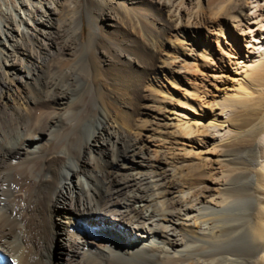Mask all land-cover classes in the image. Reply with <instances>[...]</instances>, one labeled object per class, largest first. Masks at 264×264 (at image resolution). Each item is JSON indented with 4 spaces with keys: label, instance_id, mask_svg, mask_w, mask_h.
<instances>
[{
    "label": "bare ground",
    "instance_id": "6f19581e",
    "mask_svg": "<svg viewBox=\"0 0 264 264\" xmlns=\"http://www.w3.org/2000/svg\"><path fill=\"white\" fill-rule=\"evenodd\" d=\"M5 1L0 264H264V0H112L92 27L109 54L87 66L56 42L57 0ZM23 37L43 55L29 68ZM37 64L36 93L67 108L45 134ZM90 92L108 118L82 134Z\"/></svg>",
    "mask_w": 264,
    "mask_h": 264
},
{
    "label": "rangeland",
    "instance_id": "374dc122",
    "mask_svg": "<svg viewBox=\"0 0 264 264\" xmlns=\"http://www.w3.org/2000/svg\"><path fill=\"white\" fill-rule=\"evenodd\" d=\"M15 2H16L15 0H6L5 4L7 3L6 4L7 6L8 5L11 6V5H14ZM0 5H1V0H0ZM111 5H112V0H57V2H56V7H57L56 16H57V18L55 17L53 19L54 34L58 37V38H56V42H59L60 44L63 43L65 45H68V47H71V49L74 51L73 56L68 55V52H64L65 56L73 58L78 65L79 64H86V66H87V64H89L90 61L93 62V58H94L95 54H101L103 56L109 54L108 51L106 50L107 48L105 47V43L103 44L104 41L101 42V40L99 38H95L96 36L93 37L92 31L94 30L93 29L94 28V26H93L94 22L93 21H95L102 13H104L105 11L110 9ZM141 7H143L141 10H145V8H146L145 13L148 11L147 15L148 14L150 15L152 10L150 9L149 5H144ZM141 7H139V8H141ZM90 10H91V12H90ZM131 11H133V10H131ZM89 13L91 14V16H93L92 18L90 17ZM134 13L137 14L138 13L137 10H135V12L134 11L131 12L130 14H132V16H134L135 15ZM78 18L81 19L80 24H77ZM90 22H92V23H90ZM11 23H12V18L8 17L6 19V22L4 23V25L6 27L8 24L10 25ZM21 40L22 41H20V44H21L22 48L24 49L25 53L29 54V57H30L28 60H25L26 61L25 62L26 67L29 68V66L32 65L33 62L39 63V54L40 53L38 50L39 48H38L37 42L35 40L27 39L25 37L21 38ZM40 56H43V55L40 54ZM56 60H57V55L56 54L51 55L48 58V64H52V67L55 68ZM31 62H32V64H31ZM36 68H37L36 72L33 73V77H34L33 80L34 81L32 82L30 93H27L26 95L29 97L28 99L32 100L34 98V102H36L35 103L36 106L34 105V109H33V115H35L37 117V119H35L37 121L33 120L35 122L34 127L38 128V129H42V130L44 128H46L47 130L46 129L43 130L44 134H45L47 131H49L53 128V126H54L53 120H54L56 114L64 113L67 110V108L60 109V110H58L56 108V106L53 104V101L52 100L50 101V99H52L51 94L53 92L50 89V87H48V86H41L39 88L40 94L39 95L37 94L38 93V76H37L38 75V64H37ZM35 77H37V78H35ZM83 79L84 78H82V80L81 79L80 80L83 82L84 81ZM80 80L75 85H73V87L70 86L69 82L66 80H63L61 83H63L65 86L69 85L72 88H78V86L80 84H82V82ZM63 84H62V86H64ZM36 91H37V93H36ZM76 95H77V89L73 90L72 92L70 91L69 95H68L69 100L74 99L76 97ZM85 97L80 99V101H81V102H79L80 104L79 103L77 104V108H81V113H82V117H83V120L79 124V130H80V132L82 131L81 132L82 134H85V132L91 133L92 131H94V128L96 129V126H97V121H99L98 119L104 118L103 119V121H104L108 118L107 108H106V106L104 107V105L100 102V100L98 99L96 94L90 92V95L85 96ZM36 98L37 99L40 98V99L36 100ZM85 101L86 102L88 101V102L86 103ZM37 103L40 106H38ZM46 104H47V107H46ZM83 104H85L86 106ZM79 105H81V107ZM19 108L22 109L21 111L25 110L24 107H19ZM102 108H103L104 112L105 111L107 112V113L105 112V116L101 113ZM35 109L37 110L36 112H35ZM82 111H85V112L83 113ZM86 111H88V112H86ZM53 113H54V115H53ZM42 114H44V116ZM42 120H43V122H42ZM116 121H117V119H116ZM40 122H42V123H40ZM32 124H33V122H32ZM50 127H52V128H50ZM100 137L107 140L106 135H104L103 132H101ZM121 137L122 136L118 130L116 132V135H112V136L108 137V142H107V144L109 145L108 147H110L111 149L113 148L112 149L113 151L108 147H106V150H104V151H98L97 152L96 148L94 149L95 151L93 150L92 153H93V155L94 154L95 155H94V158L92 161H93L95 169L100 171L102 169V165H100V164H102V163L104 164L105 162H108L109 158L114 156L116 154V152L121 148V145H120L121 141H122ZM56 142H57V140H56ZM56 142H55V140H53L52 144H54ZM72 159L76 160V154H74L72 156ZM99 184H100L99 182H95V185L99 186ZM67 196H69V198H70L71 195L69 194ZM51 260H52V257H51Z\"/></svg>",
    "mask_w": 264,
    "mask_h": 264
}]
</instances>
